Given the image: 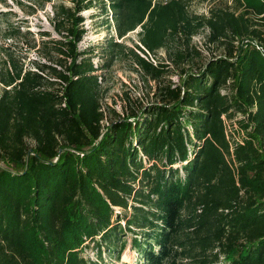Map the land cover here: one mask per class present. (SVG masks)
Segmentation results:
<instances>
[{"label": "trees", "instance_id": "trees-1", "mask_svg": "<svg viewBox=\"0 0 264 264\" xmlns=\"http://www.w3.org/2000/svg\"><path fill=\"white\" fill-rule=\"evenodd\" d=\"M68 1L53 4L57 37L42 31L33 45L42 61L11 60L0 78V264H99L83 250L117 257L123 231L139 264H264V0L199 15L189 0ZM94 3L117 38L139 26L146 51L172 44L182 65L179 83L112 110L104 129L97 71L121 43L109 37L98 66L93 44L77 48L79 12ZM204 29V46L223 54L191 71V37ZM128 51L152 80L167 65Z\"/></svg>", "mask_w": 264, "mask_h": 264}, {"label": "rangeland", "instance_id": "rangeland-1", "mask_svg": "<svg viewBox=\"0 0 264 264\" xmlns=\"http://www.w3.org/2000/svg\"><path fill=\"white\" fill-rule=\"evenodd\" d=\"M59 1L61 0H0V78L4 76L5 70H9L11 60L16 66L21 65L22 68L29 67L31 69H34L32 60L42 61V58L35 52L33 45L39 40L42 31H47L51 36L57 37L50 19L53 14V4ZM62 1L64 4H70L68 0ZM211 7H228L235 13L241 11L236 7L233 0H189L187 4L188 12L197 15L206 14ZM79 15L82 17L81 26L85 32L76 46L78 49L90 44L95 46L97 52L91 57L94 66H98L105 58H108L109 44L107 41L109 37L113 41L121 43V47H116L115 53L112 54V60L108 66L97 71L102 77L99 81V102L105 117L102 121V129L109 120L116 118L112 110L120 115L125 110L147 106L156 101V91L159 86L179 83L182 65H174L168 57L172 56V44H168L167 49L159 48L153 52L146 51L139 42V26L125 33L121 38H117L113 16H110L108 10L106 14L100 12L98 3L80 11ZM260 28L264 30V25H260ZM16 31L25 34L17 35ZM206 32V29L200 30L199 33L191 37L192 45L199 52V55L193 54L190 61L187 60L184 63V67L191 71H195L205 59L223 54V49L217 43H209L207 47L204 46L201 38H204ZM246 40L243 39L242 42ZM135 44L140 49L135 47ZM233 44L237 45V40ZM129 49L152 64L162 62L167 65L162 68L159 77L152 80L136 66L133 55L128 51ZM1 88L0 83V90ZM220 92L230 94L232 90L229 87L227 90L221 89ZM234 116L239 118L245 115L238 112ZM233 127L235 130L231 136L235 139L239 138L242 132L237 130L236 124H233ZM27 142L31 143L28 139ZM0 165L3 164L0 163ZM132 236L129 231L122 232L121 240L124 241V245L117 257L114 256L115 251L111 254L101 249L100 258H98L94 249L90 247L83 250V255L91 260L98 259L99 264H139L140 257L137 251L130 246ZM213 252H216V249ZM221 258V254H218V262L221 261Z\"/></svg>", "mask_w": 264, "mask_h": 264}]
</instances>
